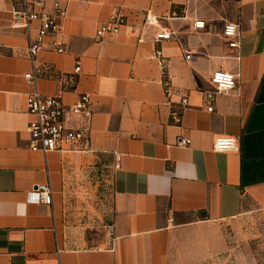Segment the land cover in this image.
Listing matches in <instances>:
<instances>
[{"label": "crops", "instance_id": "obj_1", "mask_svg": "<svg viewBox=\"0 0 264 264\" xmlns=\"http://www.w3.org/2000/svg\"><path fill=\"white\" fill-rule=\"evenodd\" d=\"M14 5L0 0V264H168L177 227L229 220L245 205L264 209V0H66L64 53L37 56L43 77L35 87L45 96L61 92L65 106L89 94L92 117L65 118L67 128L87 135L85 152L46 156L27 150L25 100L33 87L23 78L31 66L27 34L13 28ZM115 11L142 43L128 27L95 38ZM146 12L160 17L159 29L174 31L176 40L155 44L157 29L143 26ZM196 22L204 27L195 29ZM225 23L237 26V51L221 37ZM155 48L167 59L174 90L188 101L177 122L170 113L178 106L166 105L149 58ZM215 72L238 78L232 90L214 95L207 112ZM218 137L236 138L238 152L214 153ZM105 159V243L63 242L58 219L75 186L73 173ZM100 181L92 177L81 190L93 196ZM46 182L52 205L28 204L26 194Z\"/></svg>", "mask_w": 264, "mask_h": 264}, {"label": "built area", "instance_id": "obj_2", "mask_svg": "<svg viewBox=\"0 0 264 264\" xmlns=\"http://www.w3.org/2000/svg\"><path fill=\"white\" fill-rule=\"evenodd\" d=\"M50 6V12L47 6ZM13 28L25 30L27 34L26 55L31 66V72L24 75V80L33 87L25 100L26 113L30 117L25 128L27 150L46 156L51 153H66L69 151L85 152L87 150L88 138L84 131L73 130L66 127V115L84 121L92 117L91 99L89 94H79L71 106H65L61 100V92L55 96L42 95L35 83L43 77L42 68L36 65V58L43 52H50L61 55L64 53V46L60 39L61 24L67 14L66 0H15L12 9ZM161 18L150 12H146L143 19V26L157 29L153 41L155 44L176 40L174 31L159 29ZM128 27L126 17L119 11L113 12L108 21L100 26L95 32V38L117 36L121 29ZM195 29H202L203 22H196ZM131 36L137 38V43H142L138 30L128 27ZM33 33V35H32ZM221 37L229 51L239 49L238 29L233 23H225L222 28ZM159 70L160 87L166 100V105L176 104L177 109L171 110L170 118L177 122L182 110L188 107L185 96H179L174 90L167 77V59L160 48H155L150 54ZM187 55L184 60H189ZM80 70L79 62L75 63L73 71L77 75ZM238 75L230 72H215L211 75L210 84L214 87V93H207L205 98L209 103L207 112L212 111L211 102L215 94L232 90L237 83ZM68 82L72 83L69 79ZM172 98L178 100L174 103ZM187 141H181L178 145L188 146ZM238 140L232 137H218L213 140L212 151L218 154H236L238 152ZM26 202L32 205H52L51 189L48 182L35 187L26 194Z\"/></svg>", "mask_w": 264, "mask_h": 264}, {"label": "rangeland", "instance_id": "obj_3", "mask_svg": "<svg viewBox=\"0 0 264 264\" xmlns=\"http://www.w3.org/2000/svg\"><path fill=\"white\" fill-rule=\"evenodd\" d=\"M108 167L105 159L98 165H81L73 173L75 186L58 219L63 242L91 246L105 243L110 222L108 185L104 182ZM95 176L101 184L89 196V192L81 190L82 183ZM168 264H264V209L245 205L241 213L229 220L177 227L169 239Z\"/></svg>", "mask_w": 264, "mask_h": 264}]
</instances>
